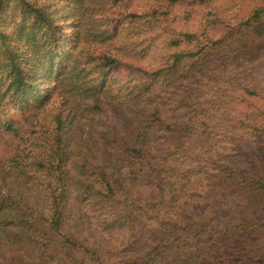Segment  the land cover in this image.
Masks as SVG:
<instances>
[{
	"label": "trees",
	"instance_id": "1",
	"mask_svg": "<svg viewBox=\"0 0 264 264\" xmlns=\"http://www.w3.org/2000/svg\"><path fill=\"white\" fill-rule=\"evenodd\" d=\"M263 45L264 0H0V264H264L260 94L237 159L201 91Z\"/></svg>",
	"mask_w": 264,
	"mask_h": 264
},
{
	"label": "rangeland",
	"instance_id": "2",
	"mask_svg": "<svg viewBox=\"0 0 264 264\" xmlns=\"http://www.w3.org/2000/svg\"><path fill=\"white\" fill-rule=\"evenodd\" d=\"M241 59L238 62L229 61V66L217 65L214 67V71L208 78V80L201 87V91L204 92L205 97L211 100L212 106L207 107L206 113L207 126L204 130L207 135L210 136L215 142H219L220 153L224 151V148H229L227 153H230L233 158L239 159L240 157L250 156L256 153V148L251 144L246 143V140H236L235 144L230 142L229 138L232 137L229 130L232 126L231 118L241 119V111L244 108L232 109L227 106V99L229 97L228 91H226L223 98V94L226 88L219 86L225 85L228 87V82H231L234 78L239 84L246 88L257 91L260 96L256 98L258 107L264 108V45L257 50L244 54L239 57ZM202 92V93H203ZM230 94L237 91H229ZM221 103V104H220ZM229 129V130H228ZM241 136V132L234 133V136ZM243 162V161H242ZM203 198H196L190 203L189 210L194 214L201 216L205 221L211 222L213 225H223L229 220V211L221 201H215L214 203L203 202Z\"/></svg>",
	"mask_w": 264,
	"mask_h": 264
}]
</instances>
